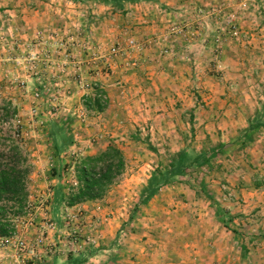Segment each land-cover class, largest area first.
Returning <instances> with one entry per match:
<instances>
[{
  "label": "rangeland",
  "instance_id": "rangeland-1",
  "mask_svg": "<svg viewBox=\"0 0 264 264\" xmlns=\"http://www.w3.org/2000/svg\"><path fill=\"white\" fill-rule=\"evenodd\" d=\"M62 4L0 0V137L21 126L31 164V208L0 246L45 234L54 264H264V0ZM112 146L125 172L67 207L75 166Z\"/></svg>",
  "mask_w": 264,
  "mask_h": 264
},
{
  "label": "trees",
  "instance_id": "trees-1",
  "mask_svg": "<svg viewBox=\"0 0 264 264\" xmlns=\"http://www.w3.org/2000/svg\"><path fill=\"white\" fill-rule=\"evenodd\" d=\"M97 1L112 4L114 8L122 10L126 3H139L144 0ZM95 106L100 107L98 99ZM13 110L14 117H17L16 109ZM0 112L3 116L6 109L2 108ZM1 143L4 148L0 149V238H6L15 229V219L23 215L28 206V177L31 164L24 147L21 126H17V130L8 135L2 134L0 145ZM56 148L59 149L57 144ZM126 167L125 155L113 146L97 155L84 157L75 166L77 185L70 190L65 205L74 207L103 199L115 180L125 172Z\"/></svg>",
  "mask_w": 264,
  "mask_h": 264
},
{
  "label": "built area",
  "instance_id": "built-area-1",
  "mask_svg": "<svg viewBox=\"0 0 264 264\" xmlns=\"http://www.w3.org/2000/svg\"><path fill=\"white\" fill-rule=\"evenodd\" d=\"M43 39L42 35H38V41ZM131 46H136L135 41H130ZM88 50H91L89 48ZM117 48L113 47L111 50L112 56H117ZM90 55V54H89ZM68 58V57H67ZM31 60H35V56H32ZM82 121H85V111H81ZM27 208H31V204L28 203ZM48 209V208H47ZM50 227L54 229V225L51 224ZM47 246L46 255H39L33 259L32 264H36L38 261L39 264H46L48 260H51L54 256H58V251L55 244L48 243V237H45V234L39 235L33 244H30L25 239L13 240L9 239L7 241H2L0 246V264H28L26 263L27 254H35L36 248ZM38 250V249H37Z\"/></svg>",
  "mask_w": 264,
  "mask_h": 264
},
{
  "label": "crops",
  "instance_id": "crops-1",
  "mask_svg": "<svg viewBox=\"0 0 264 264\" xmlns=\"http://www.w3.org/2000/svg\"><path fill=\"white\" fill-rule=\"evenodd\" d=\"M62 2H63V0H58V11H59V6L60 7H63V4H62ZM71 2L70 3H64V6H71ZM168 6H171V7H169V9L171 10V11H173L174 10V8H178V7H176V5H177V3H172V5H171V3L170 4H167ZM73 7H77V8H80V5H78L77 4V6L76 5H73ZM71 18V20L69 21V22H67L66 23V25L68 26V27H72V25H74V21H76V19L77 18H75V19H73L74 17H70ZM79 19H81V18H78V20ZM161 19H163V18H161ZM160 19V20H161ZM41 20V19H40ZM84 21V20H83ZM42 20L41 21H39V20H37V21H35V20H33V24L35 25H37V24H42ZM159 22H161V21H159ZM92 23V22H91ZM103 23H108V25L110 24L111 25V21L109 20H107V19H105L104 21H103ZM90 25H93V24H90ZM74 26H78V25H74ZM63 34H65L63 37H66V36H68V34L67 33H63ZM73 36H74V34H73ZM59 37V36H58ZM25 39V40H24ZM23 42H25V43H27V36H23ZM16 53V52H15ZM14 53V54H15ZM84 57H85V55H83ZM81 67H83V70L81 71V68L79 67L78 69L79 70H77L76 68H74V70L77 72V73H80V75H82L83 77H85L86 76V78H88V79H90V74H88V71H87V69H86V67H84V66H81ZM67 69V73L68 74H70V72H73V69H71V67H67L66 68ZM23 72L25 71V69H21ZM59 70V69H58ZM23 72H22V75H23ZM75 73V72H74ZM22 77H25L24 75L22 76ZM93 79V78H92ZM68 80V77L66 78V77H61L60 78V81L61 82H64L65 83V85L62 87L63 88V90L66 92V91H69V95H65V94H63V95H65V96H60V98H58V100L59 101H61L62 102V104L63 105H70V107H75L76 106V104H79V103H81V99L83 98L82 96V91L79 89V88H76V85H75V83H73V84H71V83H68V82H66ZM94 80V79H93ZM28 82L31 84L30 86H33V87H35L36 89H38V88H40L41 86H42V83L39 81V80H36V79H30V80H28ZM105 82V81H104ZM107 82H105V84H106ZM46 84H48V82L46 83ZM62 86V85H61ZM111 88V86H106L105 87V89H106V91H107V93L110 95V91H112V89H110ZM62 92V91H61ZM63 93V92H62ZM81 105V104H80ZM61 125V124H60ZM52 260V259H51ZM47 264H54V261H48V263Z\"/></svg>",
  "mask_w": 264,
  "mask_h": 264
}]
</instances>
